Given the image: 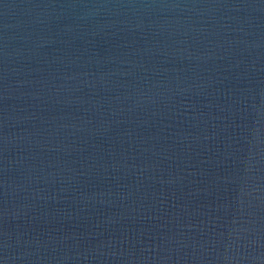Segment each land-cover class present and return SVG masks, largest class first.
I'll list each match as a JSON object with an SVG mask.
<instances>
[{"label":"water","instance_id":"95a60500","mask_svg":"<svg viewBox=\"0 0 264 264\" xmlns=\"http://www.w3.org/2000/svg\"><path fill=\"white\" fill-rule=\"evenodd\" d=\"M0 264H264V0H0Z\"/></svg>","mask_w":264,"mask_h":264}]
</instances>
